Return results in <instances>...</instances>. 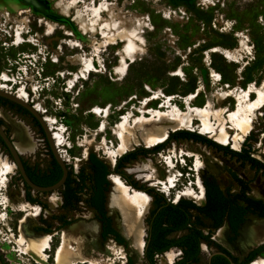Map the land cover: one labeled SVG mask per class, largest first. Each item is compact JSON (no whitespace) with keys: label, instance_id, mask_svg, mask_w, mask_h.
Here are the masks:
<instances>
[{"label":"rangeland","instance_id":"374dc122","mask_svg":"<svg viewBox=\"0 0 264 264\" xmlns=\"http://www.w3.org/2000/svg\"><path fill=\"white\" fill-rule=\"evenodd\" d=\"M178 9L182 10V13H179ZM171 10H175L176 14ZM39 19L41 26L38 25ZM42 19L46 25L43 24ZM10 26L16 27L15 41L12 45L6 33V30L12 29ZM25 29L29 31L26 32ZM22 33L24 37L31 34L34 39H38L39 45L29 42L21 44L24 42ZM128 42H132L133 45L131 57L124 55ZM30 54L38 58L36 65H40L39 71L42 77L37 76L36 70L31 65L28 69L29 79L33 82L37 77L44 84L40 94L34 97L36 102L33 101V104L43 116L52 118L54 131L61 132L63 143L60 146V153L67 162L69 174L74 168L83 171L84 176L90 174L87 162L89 152H94L97 157L108 163L111 152L116 155V161V158L122 154L119 148L121 145L119 129L124 117H129V121L132 122L139 115L135 109H139L143 100L154 93L158 98L149 103V108L159 107L165 101V95H174L173 105L182 111H186L185 100L192 97L191 94L197 93L195 100L191 102L194 109H187L188 115L182 118L183 125L180 126V130L205 132V112L200 111L199 108L206 109L209 113L208 120L215 126V130L219 132L223 126L227 134L226 144L231 145V147L227 146L228 148L240 150L243 144L250 145L251 156L264 162V0H32L31 2L0 0V88L10 90L23 99L27 95L26 89L20 88L15 91L20 84H16L6 71L15 73L17 64L14 60L23 59ZM42 55L46 58L44 62H41ZM51 57L58 58L54 60L57 62H52ZM91 65L96 69L88 70ZM210 76H213L212 80ZM249 86H252L254 93L246 99L244 90ZM239 97L244 107L243 116L249 118L247 121L250 124V129L243 134L234 127L228 117V112L237 108ZM99 109L100 111L95 113V110ZM166 109L162 108V110ZM0 111L4 115L0 119L6 123L2 125L7 126L10 123L13 135L15 134L14 141L18 139V132L12 120L23 126L28 139L34 144L32 151L21 154L23 158L37 169H50L53 166L51 155L45 152L47 147L42 141L43 136L30 116L24 115L4 101H0ZM5 114L8 115V119L5 118ZM172 114L175 116L174 112ZM216 115H219V118ZM172 132L174 131H170ZM209 134L204 133L205 137L217 143L215 137ZM249 134L250 139L246 138ZM129 143L127 145L129 149L126 151L138 146L153 148L147 147L143 142L133 144L129 141ZM177 146H186L183 155L187 156L185 166L178 163L176 166L183 173L180 182L173 171L174 160L169 162V169L165 170L164 166L155 159L153 164L150 163L147 158L152 155L130 160L123 170L131 174L139 184L162 185L164 195L173 201L185 198L193 200L196 204L198 202L195 196L199 192L200 184L198 175L213 173L212 168L206 164L203 167L196 162L198 159L204 161L206 150L213 152L218 163L214 161L210 163L220 166L219 171L227 164L243 180L254 181L258 175L264 180V174L256 173L249 164L242 165L236 159L222 156V153H216L200 142L179 138ZM5 161L13 165L4 172ZM109 168L113 169L111 165ZM202 168L205 170L201 171ZM192 170L198 171L197 181L181 190L174 189V187L181 188L189 178L194 179ZM15 172L13 161L8 156H0V241H2L0 246L6 249L13 264H56L55 255L61 244V230L73 221L90 220H96L99 224L97 235L93 240V242L96 240L92 254L93 262L75 261L74 264H128L129 257L133 264H146L143 255L139 257L133 251L131 240L122 232L117 211L108 207L107 201L112 188L109 180L105 199L106 214L111 218L112 226L126 240V246L117 243L112 236H108L105 240L100 237L101 222L88 204L90 184L88 179L86 180L88 185L85 187L86 196L79 194L83 190L78 191L76 202L70 205L64 204L65 186L49 193L46 197L55 211L61 206L70 211L71 220H65L70 224L58 226L57 232L27 231L31 230L33 221L40 216L41 208L23 198H17L15 201L16 197L13 196L14 201H12L6 196L5 187L9 177ZM186 172L190 174L187 176ZM15 179L13 182L17 183ZM69 179L66 186L74 188L80 185V182L71 176ZM120 179L126 185L129 194L136 198L141 206L138 212L145 222L144 249L147 234L145 219L153 207L152 197L149 193L131 188L121 177ZM225 185L229 188L236 187L232 180L224 181L222 187ZM251 188L250 195L259 197L260 195L255 193L254 185ZM34 195L41 198L46 196L36 192ZM81 199L84 200V208L79 203ZM30 204L37 206L36 216H31ZM47 210L51 212V209L47 208ZM24 217L27 218L23 225L27 232L50 234L48 239L39 245L43 259L26 251V242L21 238L19 228ZM42 218L46 217L42 216ZM200 219L204 229L211 228L209 219L204 216ZM258 220L263 219L252 218L244 224L241 236L235 241V247L220 241L223 239L224 227H219L213 234L216 240L211 236L212 242L208 243L207 248L202 249L201 246V254L194 264H205L209 253L219 247L217 243L224 245L233 253L236 264H245L248 252L259 246L252 242H249L252 247L246 246L251 226ZM59 223V220H55V224ZM219 233L222 234L221 237ZM202 245L204 247V243ZM107 249H112V254H108ZM175 250L169 249L165 251L166 253L155 256L157 264H172L177 256ZM256 260L259 264L264 263V251L248 264Z\"/></svg>","mask_w":264,"mask_h":264},{"label":"trees","instance_id":"16d2710c","mask_svg":"<svg viewBox=\"0 0 264 264\" xmlns=\"http://www.w3.org/2000/svg\"><path fill=\"white\" fill-rule=\"evenodd\" d=\"M0 101L8 103L12 107L17 108V110L24 115L30 116L48 146L45 135L39 123L25 108L2 97H0ZM205 136L206 135L195 131L178 129L173 133L169 132L168 137L166 138L168 141L166 143L172 139H192L204 144L206 147L217 153H222L223 156H229L236 159L242 165L249 164L256 173L261 172L264 174V162L251 156L250 145L247 146L243 144L240 150H235L228 148V144H221L218 142L216 143L212 139ZM246 138L250 139V134ZM0 141L2 142L1 138ZM166 143H159L152 149L138 146L131 150L125 151L116 158L113 169H110L109 165L97 157L94 152H89L87 162L88 167L90 168V174H88V176H84L83 171H79L78 175L80 176V185L74 188L66 186L70 180L67 176L63 185L65 186L64 204L70 205L76 202L78 198L77 192L87 186L86 180L88 179L90 181V184L88 185V204L96 211L97 218L101 222L100 237L105 240L108 236H112L117 243L126 246V240L112 226L111 218L106 214L105 210L106 192L108 190L110 181L109 175L111 172L117 173L128 185L135 189L142 190L145 193H149L153 198V207L145 219L147 223V234L145 237L143 257L146 264H157L155 256L162 254L173 247L181 248L182 255L172 264H191L197 262L199 259L201 253V241L204 240L208 243L212 242L210 239H203L207 236H205L199 229L202 226V221L198 216H195V220L191 219V209L196 210L199 214H204L211 218L213 220L212 226H218L222 222L223 216L226 215L229 224V230L236 238V236L239 235L240 228L250 216L264 218V201L262 199H256L248 196L247 192L250 190L249 181L243 180L237 175H233L234 179L239 184L238 193L224 195L218 189L217 184L213 180L204 179L203 182L205 186L206 202L203 206H199L197 205L198 203L195 204L194 201L184 198H179L178 200L174 201L176 203H172L165 197L163 193L155 190L151 186L139 184L137 180L132 178L131 174H127L123 170L125 164L130 160L137 159L140 156L145 157L148 154L163 147ZM49 152L53 166L42 173L34 171V174L36 177L42 179V181H49L53 184L61 177L62 170L53 158L50 149ZM56 169L57 171H55ZM54 171L57 173L55 177L52 175ZM64 224L68 225L70 222L65 221ZM180 230H186V233L179 237H171L172 233ZM230 240L235 242L237 239ZM263 251L264 243L261 245L259 244V246L250 250L246 256L245 264L251 262ZM226 254L227 255L225 258L218 254L214 255L213 258H221L227 262L229 258H232V255L228 252H226ZM127 262L128 264H133V261L130 257L128 258Z\"/></svg>","mask_w":264,"mask_h":264},{"label":"bare ground","instance_id":"6f19581e","mask_svg":"<svg viewBox=\"0 0 264 264\" xmlns=\"http://www.w3.org/2000/svg\"><path fill=\"white\" fill-rule=\"evenodd\" d=\"M25 1L31 2L32 0H25ZM71 3H72V1H71ZM37 7L41 8L40 5H37ZM115 36L117 37V35H115ZM132 48H133L132 42H128L126 44V47H125L124 55L131 57V51L133 50ZM134 48H136V47H134ZM121 56H123V55H121ZM84 63H85V61H84ZM124 64L126 66V63H124ZM91 66L88 67V70H90L91 68L96 69L93 66L92 67ZM244 93H245L246 99L251 97L252 93H254L252 86H249L248 88H246L244 90ZM196 95H197V93H193V94H191L192 97L187 98L185 100V103L187 104L186 111H182L179 107H177L176 105H173L172 100L174 99V95H165V101H163V103H161L159 105V107H157V108H149V103L152 102L154 99H157L158 95L156 93H154L153 95L146 97L142 102V106H140L139 109H135L139 112V115L136 116L135 118L133 117L134 119L132 122L129 121V117H127V116L124 117V120L122 122V126L119 129L120 130L119 131V139H120V143H121L119 148L121 150V153L123 154L126 151V149H129L127 147L129 141L133 142V144L143 142L147 145V147H154L155 145L166 140L170 131H175V130L181 129L180 126L183 125L182 118L184 116L188 115L187 109H189V110L194 109L191 102L193 100H195ZM17 96L23 99V97H21L20 95L17 94ZM261 96L263 97V94ZM261 96L259 95V97H261ZM241 103H242V99H240V97H239V102L237 104V108L233 111H229L228 117L233 122L234 127L243 134L250 129V124L247 121L248 117L246 118L245 116H243L244 115V107L242 106ZM34 107H36V109L38 110L37 106L34 105ZM164 107L167 109L162 110V108H164ZM199 110L205 112L204 115L206 118V121L204 123L206 130H205V132H201V133L202 134L210 133L209 136L215 137V140L221 144L228 143L227 134H226L225 130L223 129V126H221L220 131L217 132L215 130V126H213L208 120L209 113L206 111V109L199 108ZM99 111H100V109L95 110V113H98ZM173 112H174L175 116H177L176 119H175V116H173V114H172ZM146 113H149V115H146ZM2 115L3 114L0 111V117H2ZM251 115H252V113H251ZM216 116L219 118V115H216ZM5 118H7V119L9 118L7 114H5ZM222 119H224V117ZM44 120L48 124L50 132L52 134V138L55 142V145L58 149V152L60 153V146L63 143V136H62L60 131H54V127L52 126V122H53L52 118H49L48 116H44ZM12 123L18 132V139L14 141V146L16 147L18 152L23 155L27 151H32L34 149V144L28 139L23 126L20 125L19 123L15 122V121H13V120H12ZM9 125H10V123H9ZM85 152H87V150H85ZM204 153H205L204 154V161L202 162V161H199V159L198 160L196 159L197 164L199 166H203L204 164H206L210 168L218 169V167H220V166H218V165L214 166L210 163V161L211 162L212 161L217 162L213 152L206 150V152H204ZM60 155H61V153H60ZM115 156L116 155L114 153L109 152V160H110L111 164H113L115 162ZM61 157H62V155H61ZM12 165L13 164L9 161L3 162L4 172L7 171ZM14 165H15V163H14ZM15 167H16V165H15ZM128 169H131V168H128ZM109 177H110L109 179L112 183V186H111L112 188H111V191L109 192V197H108V201H107L108 207L111 210L117 211L119 218H120V224H121L122 232H124L125 235L127 236V238L131 240L130 244L132 245V247L134 249L133 251H135V253L139 257H141L143 255L145 222H144L143 217L139 216L138 208L140 205L138 204V200L129 194V192L126 188V185L123 183V181L120 179V177L118 175L110 174ZM254 189L256 191L255 193H257V195H260V193H259L257 187H255V185H254ZM54 191H56V190H54ZM54 191H52V192H54ZM131 191H133V190H131ZM146 197L151 199V197L149 195H146ZM195 197H197L198 204L203 203V201L205 199L204 186L203 185L199 184V192L196 194ZM29 208L31 209V211H30L31 216L32 215L36 216V213L38 211L37 206L34 204H30ZM31 219H34V218H31ZM26 220H27V218L24 217L21 220V222H20L21 226L19 227L21 229V231L19 229V231L21 232L20 236L26 242V249H27L26 251H28L30 254L37 255L41 259H43L42 254H41V250H40L41 247L39 245L42 244L44 242V240L48 239L50 234H38V233L27 232L24 229L25 227L23 226L26 223ZM98 227H99V224L96 220H90V221H86V222H73L68 227L63 228L61 230V238H62L61 244H60V246H58V248L56 250V255H55L56 264H74L75 261H79L80 263L81 262H93L92 254H93V251H94L95 246H96V244H95L96 240H95V242H93V240H94V237H96V235H97ZM219 236L221 237L222 234L219 233ZM90 237H92V238H90ZM248 239H249L248 240L249 242H252L254 244H258V245L260 244L261 245L262 243H264V219L258 220L255 225L251 226L250 236ZM47 245H50V244H47ZM107 253L112 254V249H107ZM252 264H259V261L256 260Z\"/></svg>","mask_w":264,"mask_h":264},{"label":"flooded vegetation","instance_id":"af4514ba","mask_svg":"<svg viewBox=\"0 0 264 264\" xmlns=\"http://www.w3.org/2000/svg\"><path fill=\"white\" fill-rule=\"evenodd\" d=\"M37 20H38V18H37ZM42 22H43V19H42ZM43 24H45L46 25V23H45V21L43 22ZM39 26H41V22L38 24ZM43 31H44V29H43ZM0 123L1 124H3V123H5L2 119H0ZM6 124V123H5ZM3 126V128H4V130H5V132H6V134H7V136H8V138L14 143V135H13V131H12V129H11V127L9 126V125H7V126H4V125H2ZM44 139V138H43ZM44 142H45V140H44ZM45 144H46V142H45ZM46 147H47V149H48V153L50 154V152H49V147L47 146V144H46ZM0 149L2 150V152H4V153H6V155L8 156V158H10V160H12V158H11V156H10V154H9V152H8V149H7V147L5 146V144H4V142L2 141H0ZM215 152V151H214ZM217 153V152H216ZM223 156V155H222ZM22 162H23V165H24V169H25V172H26V174H27V176H28V178L34 183V184H36V185H40V186H47V185H51L52 183H50L49 181L48 182H46V181H42V179H40V178H38V177H36L35 176V174H34V171H36V172H38V173H42V172H44V171H47V169H37L36 168V166L35 165H33V164H31L30 162H28L27 160H25L24 158H23V156H22ZM55 169V168H54ZM205 170V168H202L201 169V171H204ZM55 171H57V169L55 170ZM53 172V176L55 177V175L57 174L56 172ZM16 174H19V176H17V175H14V177L13 176H11V181L13 182V179H15V177H16V179L15 180H19L20 178L23 180V178H22V176H21V174H20V172H19V170H18V168H16V172H15ZM187 175V174H186ZM194 175V174H193ZM233 175H236V173L234 172V171H232V169H231V166H229V165H227L226 164V166L225 165H223V170H221V171H219V173L218 174H214V173H208L207 175H205V176H201L202 177V183H203V186H204V182H203V180L204 179H209V180H213L216 184H217V186H218V189L224 194V195H228V194H230V195H232V194H235V193H238L239 192V184H238V182L234 179V176ZM52 176V177H53ZM68 177H70V174L68 173V175H67ZM240 178V177H239ZM242 179V178H241ZM256 179V178H255ZM255 179H254V181H249V192L251 191V186H250V184L251 183H254L255 182ZM227 180H232V181H234L235 182V184H236V187L235 188H229V186L227 185H225L224 187H222V183L224 182V181H227ZM262 180V179H261ZM180 182V181H179ZM23 183H24V189H25V196H24V198L27 200V201H31V202H38V203H40L41 204V206H42V209H41V214H40V216L35 220V221H33L34 223H32V225H31V230L30 229H28L27 231H30V232H34V231H40V232H42V233H50L51 231H54V232H57V229H59V227L58 226H61V225H65L64 224V222H65V220H67V219H70L69 218V210H66L65 209V207H63V206H61L60 207V209H57L56 211L50 206V203L48 202V200H47V195L49 194V193H51V192H48V193H40V192H38V191H35L36 192V194H46V196H44V198H41V197H38L37 195H35V198H32V196H31V193H30V189H32L31 187H29L26 183H25V181L23 180ZM143 183H146V182H143ZM148 184V186H151V187H153L154 188V186H152V185H149V183H147ZM249 192H247V195L248 196H251L250 195V193ZM4 193L5 194H9L10 193V191L9 190H5L4 191ZM251 194H252V192H251ZM253 195V194H252ZM204 196H205V199H204V204H205V202H206V195H205V186H204ZM152 197V196H151ZM252 197V196H251ZM17 198H21L20 197V190L19 189H17V196H16V199H15V201L17 200ZM29 198H31V199H34V200H31V199H29ZM253 198H256V199H262L263 201H264V199L262 198V197H255L254 195H253ZM185 199V198H184ZM152 200H153V198H152ZM191 200V199H190ZM12 201H14V200H12ZM193 201V200H192ZM195 203V202H194ZM62 204V203H61ZM196 204V203H195ZM204 204H202V205H199V206H203ZM198 205V204H197ZM59 206V205H58ZM47 208H49V209H51V212H49L48 210H47ZM44 209H46L48 212H45V216L44 217H46L45 219L44 218H42V216H43V212H44ZM0 210H1V207H0ZM95 211V210H94ZM96 212V211H95ZM190 213H191V219L192 220H195V216H198L199 218H201V216H204L205 218H207V219H209L210 220V222H211V228H207V229H204L203 228V226H201L199 229L202 231V233L205 235V236H207V237H205V238H203V239H210V237L212 236L213 237V234H214V232L216 231V230H218L219 229V227H224V231H223V239H221L220 241H225L227 244H229V245H231V246H233V247H235V245H236V243L234 242V241H232V240H230V239H239V237L241 236V230H242V228H243V226H244V224L249 220V219H252V218H258L257 216H250L249 218H248V220H246V222L242 225V227L240 228V230H239V235L238 236H236V238L232 235V233L230 232V230H229V224H228V220H227V217H226V215L225 216H223V218H222V222L218 225V226H212L213 225V220L211 219V218H209L208 216H206V215H204V214H199L196 210H194V209H191L190 210ZM50 215V216H49ZM47 216H49V218L47 217ZM260 219H264V218H260ZM55 220H59L60 221V223L59 224H55ZM71 220V219H70ZM40 223H42L41 225H40ZM206 230V231H205ZM54 232H52V233H54ZM184 233H186V230H180V231H176V232H174V233H172V235H171V237H179V236H181V235H183ZM248 238H249V235H248ZM247 238V239H248ZM213 239H214V237H213ZM214 240H216V239H214ZM202 243H204V247H203V245H202ZM207 245H208V242H206V241H204V240H202L201 241V243H200V251H201V246H202V249H206L207 248ZM217 245L219 246L218 248H216V251H212L211 253H209V255H208V258H207V261H206V263L205 264H236L237 263V261H236V259H234L235 257H234V255H233V253L227 248V247H225L224 245H221V244H219V243H217ZM54 249V248H53ZM171 249H176L175 251H176V253H177V256H176V259L175 260H177V259H179L180 257H181V255H182V249L181 248H177V247H173V248H171ZM226 252H228V253H230L231 255H232V258H229L228 260H227V262H225L223 259H221V258H213V256L214 255H216V254H218V255H221V256H223L224 258L226 257ZM201 254V253H200ZM234 257V258H233ZM213 258V259H212ZM0 259H1V261L4 263V264H9L4 258H3V256L0 254ZM245 260H246V258H245ZM196 263V262H195ZM26 264H31V263H26ZM191 264H194V263H191Z\"/></svg>","mask_w":264,"mask_h":264},{"label":"built area","instance_id":"2783aa9c","mask_svg":"<svg viewBox=\"0 0 264 264\" xmlns=\"http://www.w3.org/2000/svg\"><path fill=\"white\" fill-rule=\"evenodd\" d=\"M171 11H173V14H176V11L175 10H171ZM181 11H180V9H178V12L179 13H182ZM39 23H40V19H39L38 24ZM10 27L12 28V26H10ZM27 30L29 31V29H25L26 32H28ZM45 32H46V30H45ZM6 33H7V35H9V37H10V41L9 42L12 45V43L15 41L16 27L14 26L12 29L6 30ZM64 33L67 34L65 31H64ZM22 37L24 39V42H21V44H23L25 42H29V43H31L33 45H36V46L39 45L38 39H34L31 34L29 36H27V37H24V35L22 33ZM29 38H32V40H30ZM66 44H68V43H66ZM15 46H17V45H15ZM69 46L70 47H73L70 44H69ZM39 52H40V50H39ZM55 59L58 60V58H55ZM55 59H53L51 57V61L54 62V63L57 62V60L54 61ZM45 60H46L45 56L42 55L41 62H44ZM37 62H38V58H35V55L30 54V55H27L26 57H24L23 59L22 58H18V60H14V63L17 64V71L15 73H9V71H6V73H8V74L11 75L13 81H15L16 84L17 83L20 84L19 86H17V88L15 89V91L18 90V89H20V88H23V90L26 89V94L27 95H26V97H25L24 100L26 102L32 104L33 106H34L33 101H35L34 97L37 94H40V91L44 88V84L40 81L39 78L35 77V80H33V82H31L30 79H29V76H28V73H29L28 72V69H29V67L31 65H33L34 70H36L37 76L42 77V75H41V73L39 71L40 65L39 64L36 65ZM212 77L213 76H210L211 80H212ZM68 80H69V78L66 80V82ZM217 82H219V81H217ZM9 92H11V91L9 90ZM40 113L43 114L42 112H40ZM42 141L44 142V139H42ZM167 141L168 140H166L163 143H166ZM163 143H160V144H163ZM228 146L231 147V145H228ZM185 147L177 146V140H174L173 139V141H171V142L169 141L163 147H161L158 150H156V151L148 154V155H152V156L149 157V158H147V159L150 161L151 164H153V159H155V161L161 163L164 166L165 170H168L169 169V162H171L172 160H174L175 167L173 168V171L176 174V178L180 181V178L182 177L183 173L181 172V170L177 169L176 166H177V163L180 164V165H183V166L186 165L185 157H187V156L186 155H183V153H184L183 150L185 149ZM45 152L48 153V149H45ZM33 154H35V153H33ZM0 156L6 157L7 155L4 154L1 151V149H0ZM188 167L190 168L191 166H188ZM192 171L194 173V175H193L194 179L192 180V179L189 178L186 181V183L183 184V186L181 188L174 187V189L181 190L182 188L186 187L187 185H191V183L196 182L197 181V177H198L197 176L198 171H194V170H192ZM78 173H79L78 169L77 168H74V170L72 171V173L70 174V176L72 178H74L76 181L80 182L79 181L80 180L79 179L80 176L78 175ZM175 174H173V175H175ZM186 174L188 176L190 173L189 172H186ZM14 175L19 176V174H16V173L12 174L11 176H14ZM11 176L9 177V180L7 182V187H5V190H9L10 191V193L9 194H6V196L9 197L11 200H13L12 197L13 196H15V197L17 196V188H18L20 190V197L23 198V199H25L24 196H25V192L26 191H25L24 186H23L24 185L23 180L20 178L17 183H14V182L11 181ZM198 179H200V184L203 185V183H202V177L200 176V174H199ZM178 183L179 182H177L176 184L178 185ZM154 189L160 191L161 193H163V187L160 184L154 185ZM82 190L83 191L80 192L79 194L86 196L85 193L87 192V189L84 187ZM34 192H35V190L30 189V193H31L32 198H35ZM165 197L170 202L176 203V202L173 201V199L167 197L166 195H165ZM29 202H31V201H29ZM31 203L37 204L42 209V206H41L40 203H38L36 201L35 202H31ZM79 203H81L83 205V208H84V200L81 199L79 201ZM92 210H94V209L92 208ZM45 212H48V211L46 209H44L43 216H45ZM1 238L3 240L5 239L4 237H1ZM1 242L2 241H0V244H1ZM0 254L3 256V258L9 264H13L12 263V259L10 257H8V255H7L6 249L3 248L2 246H0ZM156 256H158V255H156Z\"/></svg>","mask_w":264,"mask_h":264},{"label":"water","instance_id":"95a60500","mask_svg":"<svg viewBox=\"0 0 264 264\" xmlns=\"http://www.w3.org/2000/svg\"><path fill=\"white\" fill-rule=\"evenodd\" d=\"M0 97L5 98L9 101H12V102L22 106L37 120V122L39 123V125H40V127H41V129L45 135L46 141H47L49 149L53 155V158L55 159V161L57 162V164L60 166V168L62 170L61 177L55 183H53L51 185H47V186H40V185L34 184L28 178V176L25 172L24 165L22 162V155L16 149V147L14 146V143L8 138L2 124L0 123V138L4 142L5 146L7 147L8 152L12 158V161L15 163L16 168H18V170H19L23 180L25 181V183L29 187H31L33 190L38 191L40 193L52 192L54 190H57V189H60L61 187H63L65 180L67 178V175H68V166H67V163L64 161V159L61 157L60 153L58 152V149L55 145V142L52 138V134H51L50 129L48 127V124L44 120L43 114H41L32 104L26 102L24 99L18 97L17 95H15L9 91L0 89ZM106 164L111 165V168L114 167V163L110 164V163L106 162ZM212 172L214 174H218L219 170L216 168H212ZM111 173H113V172H111ZM114 174H117V173H114ZM107 179H108V177H107ZM252 185H255V187H257V189L260 193V196L264 199V180H261V177L258 175V176H256L255 182L250 184L251 187H252ZM248 240H247L246 246L252 247V245L249 244ZM0 264H4L1 261V259H0Z\"/></svg>","mask_w":264,"mask_h":264}]
</instances>
